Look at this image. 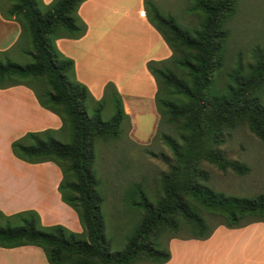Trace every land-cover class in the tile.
<instances>
[{
  "label": "trees",
  "instance_id": "obj_1",
  "mask_svg": "<svg viewBox=\"0 0 264 264\" xmlns=\"http://www.w3.org/2000/svg\"><path fill=\"white\" fill-rule=\"evenodd\" d=\"M86 0H0L5 20H13L21 33L14 47L33 62L20 65L0 51V89L30 88L39 105L70 127L71 141L53 138L55 131L30 132L11 143L12 154L28 164L51 162L61 172L58 192L61 201L78 216L83 228L75 233L61 225L43 226L32 210L12 215L0 212V248L23 246L40 248L48 264H164L170 260L171 239L206 240L219 226L228 229L264 223V193L252 197L229 196L207 184L204 163L220 171L243 175L247 167L226 158L219 147L224 132L246 124L250 132L264 140V49L257 48L251 61L237 66L225 81V65L230 36L227 27L239 0H189L187 12L199 23L184 29L172 15H163L157 0H143L148 22L172 51L170 58L150 61L147 69L156 82L155 106L177 138L161 135L173 155L168 171L160 178L162 196L152 202L132 190L131 205L141 212V221L122 252L111 254L104 240L102 197L92 170L94 141L116 140L122 122L129 120L122 99L108 83L101 100H94L78 82L74 62L56 47V40H76L86 33L78 16ZM13 47V48H14ZM107 106L113 115L102 119ZM136 186V184H134ZM138 198V199H137ZM204 214L220 219L211 226ZM169 234L166 246L162 235ZM186 235V237H180Z\"/></svg>",
  "mask_w": 264,
  "mask_h": 264
},
{
  "label": "crops",
  "instance_id": "obj_2",
  "mask_svg": "<svg viewBox=\"0 0 264 264\" xmlns=\"http://www.w3.org/2000/svg\"><path fill=\"white\" fill-rule=\"evenodd\" d=\"M52 1L42 0L44 5ZM157 1L160 5L164 0ZM78 16L86 24L85 35L55 42L73 60L77 81L96 101L103 98L105 86L113 84L131 125L135 114H152L160 120L154 100L156 82L147 63L166 60L172 51L148 22L143 0H86ZM20 33L19 24L5 20L0 12V51L12 49ZM62 127L61 119L42 108L30 88L0 89V212L32 210L43 226L61 225L82 233L78 216L60 199V169L51 162L25 163L11 151V143L27 133L59 132ZM168 247L171 257L164 264H264V223L237 229L219 226L206 240L174 238ZM0 264L48 262L40 248L23 246L0 248Z\"/></svg>",
  "mask_w": 264,
  "mask_h": 264
},
{
  "label": "rangeland",
  "instance_id": "obj_3",
  "mask_svg": "<svg viewBox=\"0 0 264 264\" xmlns=\"http://www.w3.org/2000/svg\"><path fill=\"white\" fill-rule=\"evenodd\" d=\"M188 6L189 0H164L159 5L163 15H172L181 27L192 30L199 19L187 12ZM227 27L230 36L221 74L223 81L239 61L246 64L252 60L257 48L264 49V0H239L236 13ZM9 58L20 65L33 62L30 56L22 54L20 45L10 49ZM112 115L111 106H107L102 119L107 121ZM134 119L136 122L132 125L130 120L122 122L116 140L94 141L91 167L98 180L97 192L103 199V235L111 254L124 250L141 221V212L131 205L132 190H136L138 197L146 194L152 202H157L162 196L161 175L168 171L169 164L173 162V155L161 135L177 138L174 127L164 120L157 121L152 114H135ZM223 137L224 143L219 147L222 154L244 164L247 172L243 175L231 170L223 172L214 165L204 163L203 168L210 175L207 185L229 196L252 197L264 193V140L255 137L246 124L226 130ZM53 138L64 144L70 143V127L55 132ZM204 215L211 226L221 223L218 218ZM170 238L169 234L162 235V246H166ZM147 263L138 260L134 264Z\"/></svg>",
  "mask_w": 264,
  "mask_h": 264
}]
</instances>
